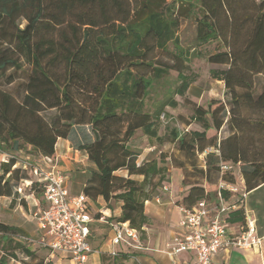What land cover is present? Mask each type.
I'll return each instance as SVG.
<instances>
[{
  "label": "trees",
  "instance_id": "trees-1",
  "mask_svg": "<svg viewBox=\"0 0 264 264\" xmlns=\"http://www.w3.org/2000/svg\"><path fill=\"white\" fill-rule=\"evenodd\" d=\"M191 15L196 36L185 47L179 29ZM212 42L215 51H197ZM193 55L218 66L211 74L224 82L229 103L195 105L187 125L200 129L172 127L161 135L167 106L178 104L173 95L184 96L193 82L185 72ZM172 70L179 82L173 93L149 104L155 83ZM139 129L160 144H175L205 184L188 182L187 164L168 155L139 163L130 145ZM224 129L228 134L220 137ZM60 138H71L95 166L86 194L122 202L117 221L142 237L146 202L170 181V166L184 170L190 188L181 204L189 206L215 197L207 186L222 164L230 165L223 178L232 183L240 164L247 192L263 185L264 0H0V152L10 154L0 162V197H17L21 181L42 191L36 168L18 165L14 153L29 146L53 157ZM228 220L244 224L245 210ZM25 237L23 228L0 220V264L36 257ZM129 256L102 254L104 264H126Z\"/></svg>",
  "mask_w": 264,
  "mask_h": 264
},
{
  "label": "built area",
  "instance_id": "built-area-1",
  "mask_svg": "<svg viewBox=\"0 0 264 264\" xmlns=\"http://www.w3.org/2000/svg\"><path fill=\"white\" fill-rule=\"evenodd\" d=\"M34 167L45 201L44 207L31 214L42 231L41 243L54 252L68 256L72 264H88L93 252L89 242L93 216L89 211L88 195L70 194L66 187V175L58 168L52 156H43ZM229 168L230 165L222 164L221 173ZM161 190L168 192L170 186L166 183ZM247 195L245 187L222 178L215 197L200 200L191 206L180 204L179 227L182 234L173 236L166 243V252L173 264H217L215 257L232 247L261 252L264 236L257 233L255 219L246 212ZM155 201L161 204V195H156ZM239 209L245 210L246 221L236 230L228 218ZM113 229L114 245L140 242V233L125 222L114 223ZM183 253H191L195 259H180ZM111 254L116 255L117 251Z\"/></svg>",
  "mask_w": 264,
  "mask_h": 264
},
{
  "label": "crops",
  "instance_id": "crops-1",
  "mask_svg": "<svg viewBox=\"0 0 264 264\" xmlns=\"http://www.w3.org/2000/svg\"><path fill=\"white\" fill-rule=\"evenodd\" d=\"M31 149V147H29ZM151 150L150 148H148ZM22 150L15 152L18 159V165L27 168L34 166L42 160L40 154H25L21 155ZM58 168L66 175V187L70 194L77 195L86 193L85 187L90 178L92 171L95 169L93 163L89 161L88 154L77 148L76 143L71 138H60L56 144V152L53 156ZM80 163H85L90 169H80ZM240 164L238 165V168ZM241 180L238 185L245 187L243 175L239 170ZM169 172L172 174L170 181L167 184L170 186V191H160L156 195H161L162 203L155 201V196L146 202V214L149 217V223L145 227V233L140 235V242L133 245L122 242L120 245H114L113 238L115 231L113 224L118 222L117 218L122 213V202H106L102 196L89 197V211L93 216L90 223L89 242L93 248L88 264H104L102 254H111L113 251H127L130 253L126 264H173L172 258L166 252V243L175 235H181L182 230L179 227V205L186 193V187L182 184L183 169L171 166ZM119 174L127 175L126 171H121ZM25 182V183H22ZM19 195L15 198L6 197L12 201H16L14 214L12 216L2 215L0 207V220L10 225H15L23 228L27 237L24 241L28 242V246L32 251H35L36 257H26L25 262L13 260L10 264H36L38 254L35 246H44L41 243L42 231L39 229L38 223L31 216L32 212L45 206L43 192L37 187H33L26 181L19 182ZM29 187V192L23 194V190ZM29 200V201H28ZM28 202V203H27ZM30 204H32L30 206ZM29 206L31 211L30 218L24 219L21 216L20 207ZM246 212L249 216L255 219L257 233L264 236V184L260 187L248 192L246 203ZM4 210V208L2 209ZM242 223H233V229L239 230ZM49 249V248H48ZM51 257H56L57 260L53 264H72L71 259L60 252H54L51 249ZM57 253V254H56ZM184 260H194L195 256L191 253H183L179 257ZM215 260L217 264H240L241 261L245 264H264V248L261 252L253 249H241L237 247L229 248L220 252ZM45 263V262H44ZM124 264V262H123Z\"/></svg>",
  "mask_w": 264,
  "mask_h": 264
},
{
  "label": "rangeland",
  "instance_id": "rangeland-1",
  "mask_svg": "<svg viewBox=\"0 0 264 264\" xmlns=\"http://www.w3.org/2000/svg\"><path fill=\"white\" fill-rule=\"evenodd\" d=\"M179 36L181 39V43L185 47H193L194 39L196 36V24H195V16L191 15L190 17H184L182 19V24L179 29ZM218 46L217 42L209 43L205 46L199 47L197 51H201L202 53H209L216 50ZM174 46L170 44V49H173ZM161 61L171 63L172 58L171 55L162 51H157L155 54ZM188 69L185 72L189 75L193 82L190 84V87L184 96H180L178 94H174L173 97L178 101L176 107L167 106L166 114L162 116V127L160 129V134H166L170 128L177 127L180 130L184 131L187 129L197 128L200 129L198 124L187 125L190 117L194 113L195 105H203L207 107L211 101L214 100H222L229 103L230 95L228 94L224 82L216 80L212 77L211 70L215 66L210 64L205 56L202 55H193L190 62H188ZM261 81H258V84ZM179 84L178 82V71L172 70L170 71L169 75L164 77L162 80L155 83L153 90L147 101L150 103L158 102L161 99H164L171 95L174 89ZM261 88V85H258V89ZM259 91V90H258ZM54 111H49L45 113L47 117L53 114ZM83 132L89 133V128L85 127L82 128ZM228 134L227 130L224 129L220 132V137H224ZM212 135V134H211ZM130 145L134 150L139 153L138 162L142 163L148 159L152 158H160L161 155H168L172 157L175 161V164L180 165V163L187 164L188 167V174H187V181L190 183H201L205 184V179L199 176L189 165L188 157L182 154L175 144L172 143H164L160 144L157 140L151 139L146 136L142 129L137 130L135 136L130 142ZM150 148L151 150H149ZM36 154L35 151L29 149V146H25L22 150L21 155L25 156V154ZM10 154L0 152V162L7 161L10 157ZM38 155V154H37ZM80 169H90L88 165L85 163H80ZM171 167V166H170ZM240 167V166H239ZM238 165L233 168V173L237 181L241 180V176L239 174ZM172 174L169 173V177L171 178ZM185 177V173L183 170V178ZM137 178V177H136ZM223 178V174L221 173H213L211 177V185L207 186V189L210 191H216L219 187L220 180ZM141 179V178H138ZM224 179V178H223ZM25 183V182H22ZM20 184V183H19ZM183 184V180H182ZM184 185V184H183ZM185 186V185H184ZM186 190L183 192L188 193V189L190 185L185 186ZM29 192V187L26 186V189L23 190V194H27ZM29 201V200H28ZM16 201H12L6 197H0V207L2 215L12 216L14 214V208L16 207ZM28 203V202H27ZM32 204H30L31 206ZM4 208V210H2ZM19 211H21V216L24 219L30 218L31 211L29 206L20 207ZM9 214V215H8ZM28 217V218H26ZM38 259L42 260L45 263L57 260L56 257H51V251L48 248L43 246H35ZM57 254V253H56ZM11 260L10 262H12ZM228 264V263H227ZM233 264V263H231ZM240 264H245L242 262Z\"/></svg>",
  "mask_w": 264,
  "mask_h": 264
}]
</instances>
